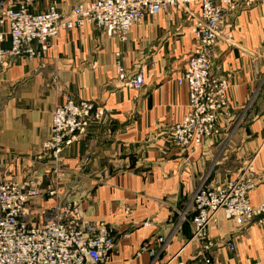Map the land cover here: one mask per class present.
<instances>
[{
    "label": "crops",
    "instance_id": "1",
    "mask_svg": "<svg viewBox=\"0 0 264 264\" xmlns=\"http://www.w3.org/2000/svg\"><path fill=\"white\" fill-rule=\"evenodd\" d=\"M88 1L0 0V44L11 45L9 24L1 23L6 5L35 13L55 5L69 15ZM200 10L170 6L147 14L125 41L93 26L64 29L41 56L0 67V179L26 185L37 178L40 214L67 199L85 218L105 221L115 239L107 264H204L193 239V195L205 178L222 183L250 160L258 178L250 200L264 202V3L233 11L212 51L214 73L229 83L221 133L188 149L170 142L188 112L189 90L177 79L197 47L192 25ZM140 72L145 84L129 87ZM67 95L93 101L106 115L64 151L56 178L34 157ZM209 239L216 264H264V223L222 218Z\"/></svg>",
    "mask_w": 264,
    "mask_h": 264
},
{
    "label": "built area",
    "instance_id": "2",
    "mask_svg": "<svg viewBox=\"0 0 264 264\" xmlns=\"http://www.w3.org/2000/svg\"><path fill=\"white\" fill-rule=\"evenodd\" d=\"M262 3L264 0H91L75 6L69 15H63L55 5L39 13L31 12L27 5L16 9L6 5L1 23L9 24L11 45L0 44V67L18 57L41 56L64 29L93 26L125 41L147 14L157 15L170 6L183 9L198 5L201 10L192 25L197 47L177 79L188 87V112L170 131V142L188 149L213 141L223 128L229 83L214 73L212 51L229 15ZM120 75L124 78L121 70ZM126 84L140 89L145 84L143 74L138 73ZM105 115V108L93 101H76L67 95L53 111L50 135L34 161L43 163L50 174L59 178L64 151L87 134L92 122L103 121ZM206 179L192 199L193 239L202 245L204 264H216L207 253L214 247L209 239L211 226L222 218L263 224L264 202L252 205L250 200L258 186L254 160L248 161L236 177L222 183H208ZM26 183L0 179V264H107L115 246L107 223L85 218L75 202L57 201L40 214L35 208L43 195L38 179L32 177ZM56 184L57 179L48 192L51 197L57 196ZM229 246L234 249L233 244ZM162 264L184 263L172 258Z\"/></svg>",
    "mask_w": 264,
    "mask_h": 264
},
{
    "label": "rangeland",
    "instance_id": "3",
    "mask_svg": "<svg viewBox=\"0 0 264 264\" xmlns=\"http://www.w3.org/2000/svg\"><path fill=\"white\" fill-rule=\"evenodd\" d=\"M176 126V125H175ZM206 142H208V141H203L200 145H202V144H204V143H206ZM200 145H198V146H200ZM195 147H197V146H195ZM52 189V188H51ZM59 201H63V202H71V201H67V199H62V200H59ZM72 203V202H71ZM88 219V218H87ZM89 220H91V219H89ZM93 221V220H92Z\"/></svg>",
    "mask_w": 264,
    "mask_h": 264
}]
</instances>
